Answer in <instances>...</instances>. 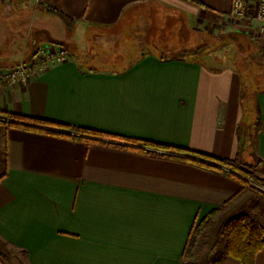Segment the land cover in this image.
<instances>
[{
  "label": "crops",
  "instance_id": "obj_1",
  "mask_svg": "<svg viewBox=\"0 0 264 264\" xmlns=\"http://www.w3.org/2000/svg\"><path fill=\"white\" fill-rule=\"evenodd\" d=\"M198 1L0 0V69L43 44L68 50L65 61L0 88V110L217 158L239 156L264 179V87L250 92L248 120L241 69L167 50L182 26L191 46L232 33L249 43L254 31L264 64L258 0H243L241 20L230 14L232 0ZM39 4L71 16L73 30ZM160 18L169 22L164 31ZM118 35L131 40L130 50L143 44L140 53L124 65L106 53L92 55L94 43L112 46L110 36ZM41 128H0V264H181L192 225L241 187L226 173L147 154L136 143ZM245 212L264 228V199L248 193L221 215ZM219 264L240 263L226 257ZM255 264H264V247Z\"/></svg>",
  "mask_w": 264,
  "mask_h": 264
},
{
  "label": "trees",
  "instance_id": "obj_2",
  "mask_svg": "<svg viewBox=\"0 0 264 264\" xmlns=\"http://www.w3.org/2000/svg\"><path fill=\"white\" fill-rule=\"evenodd\" d=\"M187 1L200 4L198 0ZM39 8L49 15H54L60 18L68 32L73 30L74 19L62 10L49 5L42 6V4H39ZM199 50L200 49L198 48L191 50H181L174 57L184 58L189 55H196ZM41 126H53L59 129L76 130V132L87 137L75 136L74 139H85L86 141H95L99 137L118 138L126 142L140 145L144 153L193 162L200 167L223 172L234 177L241 185L240 190L226 202L210 211L208 215L204 216L197 223L192 225L182 252V259L186 258L189 264H197L196 257L193 253V248L197 241V237H199L201 234H204L203 231L212 223L213 219L216 216H219L232 201L245 193L251 194L256 199H264V179L255 176L251 171H249L251 164H248L249 167L244 168L239 156L234 159L217 158L212 155L168 146L152 141L114 136L96 130L78 127L76 128L58 122H52L0 110V128L2 129L15 127L28 131L39 132L43 131ZM157 150H161V153H155ZM163 150L179 152L188 156L180 157L177 155H168L162 152ZM189 156H191L193 159ZM1 163H3V165L5 164V155ZM4 174L5 171L2 175ZM218 238L224 241V247L220 257L216 260V263L219 264L221 260L228 257L236 260L240 264H255L256 255L264 247V228L260 223L258 216L254 212H245L227 218L218 229Z\"/></svg>",
  "mask_w": 264,
  "mask_h": 264
},
{
  "label": "rangeland",
  "instance_id": "obj_3",
  "mask_svg": "<svg viewBox=\"0 0 264 264\" xmlns=\"http://www.w3.org/2000/svg\"><path fill=\"white\" fill-rule=\"evenodd\" d=\"M179 22H181V20H179ZM153 23L155 22L153 21ZM168 25L169 22L163 23L162 18H160L157 23L158 27H156L164 31L165 29L163 28L168 27ZM170 29H174L172 25ZM179 32L180 35L178 37L174 36L173 39L174 50H169L170 48L167 49L168 51L172 52L169 55L176 56L177 53L181 50H191L198 48L200 50L196 55H189L187 57L195 58L196 60L197 58H199L205 64L214 65L216 68L234 64V66L242 70L240 72L242 79L243 81L246 80L243 84L244 88L242 89V98L244 97L243 101L246 108L245 118L248 120L251 119L254 113L252 108L255 105V96H251L250 92L252 93L253 89L255 88L264 87V64L261 62L263 56L261 55V53H256V41H254L256 37L252 35L254 34V31L250 33L251 36L249 39V43H246V41L242 37H235V34L232 33L228 35L214 34L212 37L204 41L195 40L198 42L194 46L186 44L187 34L185 33L186 29L184 28V26L179 27ZM110 37L112 38V42L114 43L112 46H109L104 42H102V44L99 42L96 44L94 43L93 47L95 49L93 48V56L94 54L106 53L111 58H117L116 61L121 59L124 65V62L127 61V57H133V55H137L140 53L139 50H141L143 44L140 45V42L138 43L137 40V43L134 44L135 46L133 45V50H130L132 47V45L130 46L131 40H129V43L127 44L122 36L118 35ZM93 41L95 42L94 39ZM153 41H155V39ZM155 42H158L157 44H162V42L159 40V36H157V41ZM142 49L145 48L143 47ZM260 62L262 63V65L259 67L257 66V64H259ZM0 158L3 159L2 156H0ZM243 166L244 168L249 167L248 164H243ZM256 169L257 165L255 164H251V166L249 167V171H251L254 175ZM221 214L213 219L212 223L203 231L204 234H201L199 237H197V241L193 248V253L196 257L197 264H218L216 263V260L220 257L222 249L224 247V241L218 238V229L221 224L228 218L226 214ZM181 264L189 263L186 258H183Z\"/></svg>",
  "mask_w": 264,
  "mask_h": 264
},
{
  "label": "built area",
  "instance_id": "obj_4",
  "mask_svg": "<svg viewBox=\"0 0 264 264\" xmlns=\"http://www.w3.org/2000/svg\"><path fill=\"white\" fill-rule=\"evenodd\" d=\"M231 16L236 19L246 17L243 0H232ZM257 20L258 35H264V0H258ZM68 58L67 50L61 45L43 44L27 58H22L16 65L0 69V88L26 82L33 74L46 71L50 66L63 62Z\"/></svg>",
  "mask_w": 264,
  "mask_h": 264
}]
</instances>
